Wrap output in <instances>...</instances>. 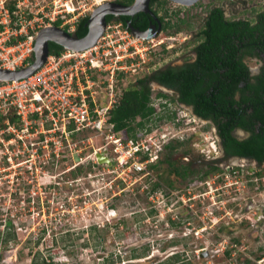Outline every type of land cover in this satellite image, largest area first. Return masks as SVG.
<instances>
[{"label":"rangeland","instance_id":"1","mask_svg":"<svg viewBox=\"0 0 264 264\" xmlns=\"http://www.w3.org/2000/svg\"><path fill=\"white\" fill-rule=\"evenodd\" d=\"M105 1L109 0H19V5L30 10L34 30L59 19L58 27L72 32L80 17H88ZM263 2L197 0L187 6L164 0L155 4L170 26L152 37L142 57L128 59L127 72L115 77L114 90L158 68L192 60L208 8L216 5L228 17L244 18ZM116 21L111 18L108 23ZM157 40L162 41L153 45ZM244 61L253 73L261 65L254 57ZM93 77L97 98L106 100L104 74ZM148 84L155 115L144 128L182 129L181 141L171 142L172 156L178 162H192L198 171L182 179L167 175L160 162L152 169L154 181L141 177L123 182L110 168L106 170V163L88 170L90 145L101 143L92 134L73 135L69 141L76 140L75 151L57 132L52 136L60 139L59 149L52 144L44 147L37 121L29 134L19 133L20 137L0 132V264H42V260L48 264H160L175 252L182 254L185 264H264V162L225 157L209 120L193 115L189 106L181 107L173 90L154 81ZM157 92L166 97L158 98ZM181 108L193 121L174 124ZM4 126L0 120V130ZM142 130H136L138 136ZM233 134L243 136L239 130ZM88 135L91 140L86 141ZM161 153L162 159L166 150ZM77 163L82 169L72 175L67 170ZM6 231L14 233L15 240L3 241ZM143 248L145 257L131 258Z\"/></svg>","mask_w":264,"mask_h":264},{"label":"built area","instance_id":"2","mask_svg":"<svg viewBox=\"0 0 264 264\" xmlns=\"http://www.w3.org/2000/svg\"><path fill=\"white\" fill-rule=\"evenodd\" d=\"M7 1L0 0V68L13 71L30 63L36 30L31 25L28 17L30 10L26 5L21 8L19 0H10V5ZM222 10L224 16L228 17ZM120 28L117 21L112 24L107 22L92 46L83 50L62 49L58 54H47L44 62L30 75L0 80V114L12 112L18 121L16 125L4 119L5 126L0 132L7 131L20 137L19 133L29 134L31 124L37 121L38 131L43 133L44 147L52 144L55 150L59 149L60 139L52 136V133L57 132L75 151L78 149L76 140L69 141L72 136L89 133L101 142L95 147L90 145L92 167L104 164L96 162L95 153H101L111 162L103 166L107 171L110 168L119 180L136 181L147 177L149 181H154L152 165L160 158L166 142L182 139V129L174 126L143 127L140 136L136 133L135 137L126 138L121 131L114 130L113 123L108 121V112L120 94V90H114L115 77L118 74L125 75L128 59L136 55L142 57L152 45L148 42L153 40L139 38L126 27ZM166 38L171 39L172 36ZM161 41L157 40L153 45ZM102 73L107 91L104 101L97 98V83L93 77ZM190 121L193 119L187 116L183 108L176 112L174 124H188ZM85 139L89 141L91 137L88 135ZM76 165L78 163L72 168Z\"/></svg>","mask_w":264,"mask_h":264},{"label":"trees","instance_id":"3","mask_svg":"<svg viewBox=\"0 0 264 264\" xmlns=\"http://www.w3.org/2000/svg\"><path fill=\"white\" fill-rule=\"evenodd\" d=\"M130 1L121 0L125 3ZM155 1L150 0V3ZM137 15L143 19L137 23L138 28L144 29L148 15L142 12ZM111 18L112 15L108 14L105 21H111ZM126 18L122 16L124 27ZM86 21L87 16H82L76 21L72 31L75 36L81 37L86 33ZM52 23L58 26L59 19ZM169 26V22H165L162 29ZM61 50L60 45L48 42V54H58ZM192 51L194 57L191 61L158 68L150 75L136 78L121 88L116 103L108 112V121L112 122L114 130L121 131L124 137H135L136 130L142 129L154 116L155 109L151 103L148 84V81H154L173 90L175 101L189 106L193 115L213 124L225 157H243L257 163L264 162V2L254 20L225 17L222 8L216 5L208 8ZM247 57L261 60V65L254 74H250L244 61ZM156 96L166 97L162 92H157ZM4 119L17 125V117L12 112L7 115L0 114V120ZM237 128L248 132V135L237 138L233 134ZM6 138L9 139V136ZM172 141L163 145L166 153L162 159L160 155L152 167L155 168L158 163L163 162V170L167 175L174 174L184 179L197 172L198 168L192 166L190 161L178 162L177 157L172 156ZM87 168L91 170L92 163H89ZM81 169L82 165H76L67 171L76 175ZM156 185L157 182L152 183V187ZM9 239L15 240L14 233L6 231L3 241ZM138 255L133 253L131 258L145 257V249ZM181 255L176 252L169 254L160 264H185L183 258H180ZM41 263L48 264L44 260ZM31 264L39 263L32 261Z\"/></svg>","mask_w":264,"mask_h":264},{"label":"water","instance_id":"4","mask_svg":"<svg viewBox=\"0 0 264 264\" xmlns=\"http://www.w3.org/2000/svg\"><path fill=\"white\" fill-rule=\"evenodd\" d=\"M148 1L149 0H133V2L129 5H122L118 3H112L109 1L103 2L101 4V5L106 4V7L110 6L116 9L117 11H114V10L99 11V8L103 6H100V5L95 6L93 10L90 12L89 16L87 17V21H86L87 31L81 37H77L73 33L68 32L62 28H59L56 25H49V26H44L42 28H39L35 34V39L33 43V55H32V59L30 63L23 68L16 69L13 71L0 68V80L18 79V78H22L27 75H30L34 70H36L44 62L45 57L48 54V42L49 41H52L60 45L64 49H72V50H83L85 48L92 46L104 29L106 14L131 15L135 12L142 11V12H147L152 17H154L153 13L148 8ZM170 1L176 2L181 5L188 6V5H192L197 0H170ZM94 11L98 13L99 18H98V22L95 27V30L93 29L94 31L91 34V21H92L93 14L95 13ZM48 32L60 35V37H63L65 40L62 41L60 39L50 37L48 36ZM132 34L142 39H148V38H152L155 36V34H148V33L141 32V31L132 32ZM164 88L168 89L166 87ZM247 135L248 134H245L244 137H246ZM95 158H96L97 163H106L107 165L111 164L110 159L104 154L95 153ZM240 158H243V157H240Z\"/></svg>","mask_w":264,"mask_h":264},{"label":"flooded vegetation","instance_id":"5","mask_svg":"<svg viewBox=\"0 0 264 264\" xmlns=\"http://www.w3.org/2000/svg\"><path fill=\"white\" fill-rule=\"evenodd\" d=\"M163 0H156L155 2L153 3H150V0L148 1V8L149 10L153 13V16L155 17H152L149 13L147 12H142V11H138V12H135L131 15H112V19H117V22L122 26V16H126L127 18L124 19L125 21V26L126 28L129 30V32H138V31H141V32H145V33H148V34H155L157 35L158 33H160L163 28V25L165 24L164 23V20L163 18L159 15V13L157 12L156 8L154 7L155 4H160V2H162ZM109 2H112V3H118V4H122V5H129L133 2V0H131L129 3H125V2H121V0H109ZM110 7V6H108ZM260 10V9H259ZM258 10V11H259ZM256 11L255 13L252 14V16L248 17V20H254L255 18V15L256 13L258 12ZM139 12H142V13H146L148 15V18H147V25L144 29H139L137 23H139L140 21H142V17L140 18L137 14ZM108 15V14H106ZM105 15V16H106ZM161 18V19H160ZM107 22L105 21V24ZM136 24V25H135ZM124 27V26H123ZM72 33V32H71ZM194 57V55H193ZM193 59V58H192ZM191 61V60H190ZM250 70V69H249ZM257 72V71H256ZM255 72V73H256ZM250 74H254L253 71L250 70ZM235 130H239L240 132L243 133V136L241 138H243L245 136V134H248V132L240 129V128H237ZM234 130V131H235ZM233 131V132H234ZM237 137V136H236ZM239 138V137H237Z\"/></svg>","mask_w":264,"mask_h":264},{"label":"bare ground","instance_id":"6","mask_svg":"<svg viewBox=\"0 0 264 264\" xmlns=\"http://www.w3.org/2000/svg\"><path fill=\"white\" fill-rule=\"evenodd\" d=\"M106 2V1H105ZM103 3V2H102ZM102 3H100L99 5L100 6H103V7H100L99 8V11H101V10H114V11H117L116 9H114V8H112V7H106V4H104V5H101ZM99 5H97V6H99ZM66 9L69 11V10H71V7L69 6V5H67V7H66ZM119 10V9H118ZM95 13L93 14V17H92V21H91V34L93 33V31L95 30V27H96V25H97V22H98V13H96V11H94ZM49 26V25H48ZM94 29V30H93ZM48 36H50V37H54V38H56V39H60V40H62V41H64L65 39L63 38V37H60V35H57V34H53V33H49L48 32ZM88 38H89V36H88Z\"/></svg>","mask_w":264,"mask_h":264}]
</instances>
